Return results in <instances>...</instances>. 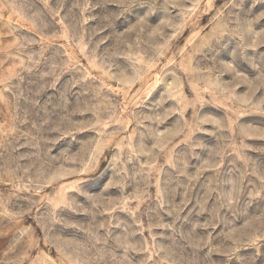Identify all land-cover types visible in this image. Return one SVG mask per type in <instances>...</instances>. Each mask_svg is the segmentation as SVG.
Listing matches in <instances>:
<instances>
[{"label":"rangeland","instance_id":"374dc122","mask_svg":"<svg viewBox=\"0 0 264 264\" xmlns=\"http://www.w3.org/2000/svg\"><path fill=\"white\" fill-rule=\"evenodd\" d=\"M0 264H264V0H0Z\"/></svg>","mask_w":264,"mask_h":264}]
</instances>
